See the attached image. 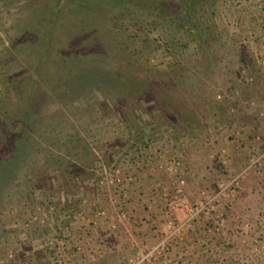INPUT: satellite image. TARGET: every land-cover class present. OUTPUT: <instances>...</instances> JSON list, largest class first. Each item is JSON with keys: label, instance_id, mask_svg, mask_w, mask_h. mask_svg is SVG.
Segmentation results:
<instances>
[{"label": "rangeland", "instance_id": "374dc122", "mask_svg": "<svg viewBox=\"0 0 264 264\" xmlns=\"http://www.w3.org/2000/svg\"><path fill=\"white\" fill-rule=\"evenodd\" d=\"M263 45L264 0H0V264H264Z\"/></svg>", "mask_w": 264, "mask_h": 264}, {"label": "trees", "instance_id": "16d2710c", "mask_svg": "<svg viewBox=\"0 0 264 264\" xmlns=\"http://www.w3.org/2000/svg\"><path fill=\"white\" fill-rule=\"evenodd\" d=\"M153 1V0H152ZM154 1H156V0H154ZM157 3V2H156ZM158 3H160V2H158ZM175 3V2H174ZM176 8H178L177 10H171V11H168L167 12V14L168 15H172L173 17H177V20H178V22L180 23V26L181 27H186V24H184V16L185 15H183V10H182V8H181V6H177V5H174ZM190 6V5H189ZM189 8V7H188ZM186 12V11H185ZM188 13V12H187ZM186 13V14H187ZM187 17H188V15H187ZM83 64V63H82ZM85 64V63H84ZM82 65V66H80L79 68H75L73 71L72 70H70V71H68V72H65L64 74H63V76L64 77H62L61 78V81H62V83H61V81L59 82L60 84H63V85H67L68 87H69V89H75V87H78V86H82V84H83V82L85 81V79H86V77L87 76H89V72H91V70L93 69V68H91V67H87V65L85 64V65ZM95 68L93 69V74H94V72H95ZM73 72V73H72ZM91 73V74H92ZM113 84H115V82L113 81L112 83H110L109 84V86H113ZM123 86H125L127 89H131V92L133 93V95L131 96L132 98H134V94L136 93V89L138 88L137 87V84L135 83V82H131L130 84H127V85H123ZM122 86V87H123ZM121 87V88H122ZM131 92H129L130 94H131ZM127 95V94H126ZM182 116L184 117V122H182L183 123V126H186L187 124H189L190 123V118L188 119V117H186V115L185 114H183L182 113ZM181 116V121H182V117ZM174 122H180L179 121V119H177V121L176 120H174L173 121V123ZM21 131H23V128H20L19 126H18V128L17 129H13V130H10V132H9V134L8 133H6V135L3 133V136H4V138L2 139V141L3 142H5V144L3 143V146H6V145H8V142H9V140L12 138V135H17V133H19V132H21Z\"/></svg>", "mask_w": 264, "mask_h": 264}, {"label": "built area", "instance_id": "2783aa9c", "mask_svg": "<svg viewBox=\"0 0 264 264\" xmlns=\"http://www.w3.org/2000/svg\"><path fill=\"white\" fill-rule=\"evenodd\" d=\"M263 50H264V45H263ZM262 62H263V64H264V59H263V61H262Z\"/></svg>", "mask_w": 264, "mask_h": 264}]
</instances>
